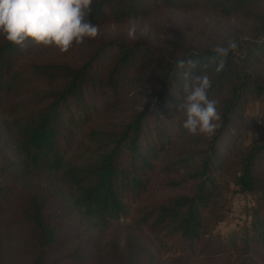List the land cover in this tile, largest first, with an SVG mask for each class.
Returning <instances> with one entry per match:
<instances>
[{
  "label": "trees",
  "instance_id": "trees-1",
  "mask_svg": "<svg viewBox=\"0 0 264 264\" xmlns=\"http://www.w3.org/2000/svg\"><path fill=\"white\" fill-rule=\"evenodd\" d=\"M160 10L199 23L63 53L0 37V264H160L148 235L174 240L169 264H188L185 251L216 249L228 192L251 203L221 239L222 264H264V133L244 142L257 128L249 102L264 105V0H92L87 18L100 29ZM230 40L217 73L209 58ZM181 58L209 75L212 135L181 127Z\"/></svg>",
  "mask_w": 264,
  "mask_h": 264
},
{
  "label": "clouds",
  "instance_id": "clouds-1",
  "mask_svg": "<svg viewBox=\"0 0 264 264\" xmlns=\"http://www.w3.org/2000/svg\"><path fill=\"white\" fill-rule=\"evenodd\" d=\"M92 0H0V37L15 45L28 40L36 45L51 46L63 53L86 38H94L98 25L87 17L91 12ZM137 23L130 17L127 35L136 38ZM235 40L214 47V55L209 58L213 70L220 72ZM181 69L184 97L179 110L183 113L182 129L189 134L212 135L219 127L220 116L216 101L210 99L208 90L211 81L207 72L191 74L194 61L181 58L176 61ZM204 67H208L205 65Z\"/></svg>",
  "mask_w": 264,
  "mask_h": 264
},
{
  "label": "rangeland",
  "instance_id": "rangeland-1",
  "mask_svg": "<svg viewBox=\"0 0 264 264\" xmlns=\"http://www.w3.org/2000/svg\"><path fill=\"white\" fill-rule=\"evenodd\" d=\"M198 17L196 15H184L169 10H160L149 22L136 21L137 30L136 36L145 35L146 31L150 28V24L159 25L160 27H174L183 26L191 27L198 25ZM129 24L119 26H105L98 29L97 36L106 39H127ZM45 57V55H42ZM46 58H52L49 54ZM246 116L253 121L257 128L255 131H250L244 137L246 144L258 139L264 133V105L257 101L249 102L247 106ZM149 196H161L164 193L152 190ZM251 203L249 196L236 193H227L224 208L221 213V220L217 222L212 229V241L217 243L216 249L213 247L204 250L197 245L192 250L185 251V255L188 259V264H222L224 257H226L223 251V246L220 245L221 239L233 231H236L245 220V209L247 204ZM136 203L128 202L129 216L132 215L135 209ZM122 222H126L123 220ZM115 230V224H113L107 231L104 232V236L108 237ZM150 240V247L154 253L155 259L160 264H169L170 260L179 255V245L174 243V240L164 238L162 235H148Z\"/></svg>",
  "mask_w": 264,
  "mask_h": 264
}]
</instances>
